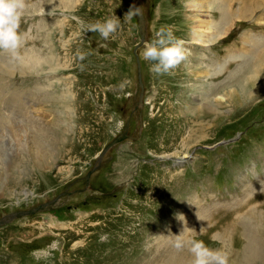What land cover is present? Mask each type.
Returning <instances> with one entry per match:
<instances>
[{
	"label": "rangeland",
	"instance_id": "rangeland-1",
	"mask_svg": "<svg viewBox=\"0 0 264 264\" xmlns=\"http://www.w3.org/2000/svg\"><path fill=\"white\" fill-rule=\"evenodd\" d=\"M132 1L26 0L22 46L0 50V264H191L173 247L184 228L229 264H264V4L215 0L205 15L228 29L205 48L198 0H134L145 26ZM106 18L120 27L103 41L87 25ZM162 27L188 58L157 76L139 53ZM25 54L41 62L24 72ZM40 124L51 139L22 147Z\"/></svg>",
	"mask_w": 264,
	"mask_h": 264
},
{
	"label": "clouds",
	"instance_id": "clouds-1",
	"mask_svg": "<svg viewBox=\"0 0 264 264\" xmlns=\"http://www.w3.org/2000/svg\"><path fill=\"white\" fill-rule=\"evenodd\" d=\"M26 7V0H0V50L11 52L14 55L18 53L24 42L23 34L20 33L19 29ZM131 15L132 11L126 17ZM119 27L120 24L117 19L106 18L102 22L87 25V30L97 33L103 41H108ZM139 55L142 60L153 62L149 71L157 76L171 74L188 58L183 47V41L174 37L170 29L166 30L163 27L154 34L151 41H145ZM84 58V55L81 54L80 59L83 60ZM126 83L122 82L119 88L123 89ZM261 191L264 192V187L261 188ZM196 215L200 220L199 212ZM182 218L181 216L180 219ZM207 227L202 225L200 233H204ZM187 231L195 230L184 228L181 234L174 236L173 247L179 252L184 250L187 245L192 256L191 264H229V254L222 248L212 249L202 240L191 239L186 241L184 235ZM101 239L103 240L105 237H101ZM211 239H216L215 233ZM57 246L58 242L53 241L48 247L55 249ZM33 256L37 259L41 258L38 252H34Z\"/></svg>",
	"mask_w": 264,
	"mask_h": 264
},
{
	"label": "bare ground",
	"instance_id": "bare-ground-1",
	"mask_svg": "<svg viewBox=\"0 0 264 264\" xmlns=\"http://www.w3.org/2000/svg\"><path fill=\"white\" fill-rule=\"evenodd\" d=\"M215 0H198V2L196 3V5H194V2L193 1H191V5H189L190 3H188V5H187V8H189V9H191V11H195V12H197V14H198V16L201 18V20L198 22V23H200V24H202V23H205L204 21H208V22H206V25L203 27V28H200L201 29V31L200 32H198L197 30V34H201L200 36H195V38L193 39V41L195 42V44H197V45H199V46H201V47H205V48H208L209 46H213V45H216L217 43L216 42H218L224 35H225V33H226V31H227V29H228V26L226 25V24H222L220 27H218V26H216L215 24H213L211 21H210V19L209 18H207L208 16L207 15H205V13H207V11H209V8L211 7V5H212V3L214 2ZM220 1V3L222 4V3H229L228 2V0H219ZM237 0H232V2H236ZM238 1H240V0H238ZM263 0H242V3H245V5H247V7L246 8H248L249 6L251 7V5H252V3H256L257 5H259V7H260V4H264V2H262ZM215 3H217L216 1H215ZM256 5V6H257ZM213 9H214V7H213ZM219 9V8H218ZM206 10V11H205ZM194 16H197V15H194ZM191 20V19H190ZM192 21V20H191ZM213 26H215V28L213 27ZM262 39H260V40H256V39H254L252 42H250L249 43V45L252 43H254L255 45H258V44H260L261 45V43H262V41H261ZM254 45V46H255ZM264 45V44H263ZM251 46V45H250ZM261 47V46H260ZM263 47V46H262ZM263 49H264V47H263ZM30 53V52H29ZM33 53H35V52H33ZM25 56L26 57H24V59L23 60H21V69L25 72V66L26 65H30L31 67H32V69H34L40 62H41V59H40V57H38L36 54L34 55V54H31V55H29V54H25ZM251 58V57H250ZM262 60H264V58L262 59ZM262 60L259 62H257L256 61V63H254L255 64V68H256V66H258V63H259V65H260V63L262 62ZM7 64V63H6ZM10 64V63H9ZM10 66V65H9ZM25 69V70H24ZM221 70H219L218 72H220ZM224 71V70H223ZM254 72H252V69H250V71H248L247 73L250 75V73H251V75L252 74H254L255 73V69L253 70ZM222 72V71H221ZM218 74H220V73H218ZM256 74V73H255ZM254 74V75H255ZM211 76V75H210ZM251 78H253V76H250ZM247 79V78H246ZM261 85V84H260ZM260 88V87H259ZM244 92V91H243ZM37 93H39V92H37ZM246 95H247V93H246ZM245 95V96H246ZM252 95V94H251ZM53 104H57V101H53ZM58 105H59V101H58ZM58 105L56 106L55 105V108H53V112L52 113H55V112H59V108H57L58 107ZM191 108V107H190ZM189 108V109H190ZM10 109H12V107H10ZM9 110V109H8ZM21 110L22 111H24V112H28V109L25 107V106H22L21 107ZM196 110V109H195ZM8 113L9 114H12V112L9 110L8 111ZM50 113V112H49ZM51 113V114H52ZM2 114V113H1ZM31 116H33V115H31ZM63 116V115H62ZM0 117H5V115L3 114V116H0ZM39 119V118H38ZM60 119V118H59ZM36 122H37V120L36 119H33V123L35 124V126H36ZM42 122V121H41ZM64 122V121H63ZM38 124H39V122H38ZM13 125H14V123H13ZM31 125V124H30ZM17 126V124L16 125H14L13 127V130H16V131H18L19 132V134L21 133V130H19V129H17V128H15ZM37 129H36V131L35 130H33L32 131V137L28 134L27 135V138H26V136L24 135L23 136V139L26 141V142H23L22 144H21V142L20 141H18V140H16L18 143H20L21 145H22V147H27V145H28V143H33L32 144V147L34 148V147H37V148H39V149H41L42 148V144H41V137L43 136V137H45L46 139H47V141L46 142H48L50 139H51V135L49 134V132H48V127L46 126V125H39L38 127H36ZM30 129V128H29ZM17 132V133H18ZM58 133V132H57ZM18 134V135H19ZM23 135V134H22ZM12 139V138H11ZM15 142V141H14ZM16 142V143H17ZM246 219H249V218H246ZM246 221V220H245ZM247 222V221H246ZM192 223V222H191ZM196 224V223H195ZM243 224V223H242ZM245 224V223H244ZM195 226V225H194ZM253 229H254V227H253ZM252 229V230H253ZM244 233H248V234H251L252 232L250 231V230H248V227H247V229H244ZM254 231V230H253ZM253 235V234H252ZM248 237V236H247ZM252 237V236H251ZM253 237H254V235H253ZM245 238H246V235H245ZM248 240V239H247ZM249 241H251V240H249ZM253 246H254V248H256V247H258V251L260 250L259 249V242H258V240L257 239H254L253 241ZM263 243V242H262ZM261 243V244H262ZM263 251V250H262ZM263 254V253H262Z\"/></svg>",
	"mask_w": 264,
	"mask_h": 264
},
{
	"label": "water",
	"instance_id": "water-1",
	"mask_svg": "<svg viewBox=\"0 0 264 264\" xmlns=\"http://www.w3.org/2000/svg\"><path fill=\"white\" fill-rule=\"evenodd\" d=\"M132 2H133V4H134V7H135V9H136V12H137V14H138V16H139V19H140L142 25L145 26V19H144L143 13H142L141 10L137 7L138 5L136 4V1L133 0ZM140 80H141V78H140ZM125 139H127V135H126V134H121V135H119L116 139H114L111 143L108 144V146L104 149L102 155H104V154H105L107 151H109L112 147L118 145V144L121 143L122 141H125ZM99 168H100V166H99ZM99 168L97 167V169H99ZM44 207H45V206H40V207L34 209L33 211H28V212H18V213H16V214H14L13 216H11L10 219H9V221H10L11 219H12V220H13V219H16L17 217H20V216L31 215V214H33V213H36V212L42 210ZM47 207H49V206H47ZM2 225H3V221H0V227H1Z\"/></svg>",
	"mask_w": 264,
	"mask_h": 264
},
{
	"label": "crops",
	"instance_id": "crops-1",
	"mask_svg": "<svg viewBox=\"0 0 264 264\" xmlns=\"http://www.w3.org/2000/svg\"><path fill=\"white\" fill-rule=\"evenodd\" d=\"M135 140V138H133Z\"/></svg>",
	"mask_w": 264,
	"mask_h": 264
},
{
	"label": "flooded vegetation",
	"instance_id": "flooded-vegetation-1",
	"mask_svg": "<svg viewBox=\"0 0 264 264\" xmlns=\"http://www.w3.org/2000/svg\"><path fill=\"white\" fill-rule=\"evenodd\" d=\"M143 160V159H142Z\"/></svg>",
	"mask_w": 264,
	"mask_h": 264
}]
</instances>
